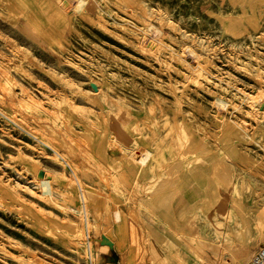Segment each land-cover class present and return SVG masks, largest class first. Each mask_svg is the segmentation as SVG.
<instances>
[{
    "label": "rangeland",
    "instance_id": "1",
    "mask_svg": "<svg viewBox=\"0 0 264 264\" xmlns=\"http://www.w3.org/2000/svg\"><path fill=\"white\" fill-rule=\"evenodd\" d=\"M263 205L264 0H0V264H249Z\"/></svg>",
    "mask_w": 264,
    "mask_h": 264
},
{
    "label": "built area",
    "instance_id": "2",
    "mask_svg": "<svg viewBox=\"0 0 264 264\" xmlns=\"http://www.w3.org/2000/svg\"><path fill=\"white\" fill-rule=\"evenodd\" d=\"M84 246L86 249V257H88L90 262H93V258L95 255V251H94L95 243L92 240L88 226L86 227ZM249 264H264V245L256 249V251L254 252V254L250 259Z\"/></svg>",
    "mask_w": 264,
    "mask_h": 264
},
{
    "label": "bare ground",
    "instance_id": "3",
    "mask_svg": "<svg viewBox=\"0 0 264 264\" xmlns=\"http://www.w3.org/2000/svg\"><path fill=\"white\" fill-rule=\"evenodd\" d=\"M65 2H66V1H65ZM80 2H82V1H80ZM68 16H69V15H68ZM258 215L264 217V205H263L261 208L258 209Z\"/></svg>",
    "mask_w": 264,
    "mask_h": 264
},
{
    "label": "water",
    "instance_id": "4",
    "mask_svg": "<svg viewBox=\"0 0 264 264\" xmlns=\"http://www.w3.org/2000/svg\"><path fill=\"white\" fill-rule=\"evenodd\" d=\"M116 264H118V263H116Z\"/></svg>",
    "mask_w": 264,
    "mask_h": 264
}]
</instances>
